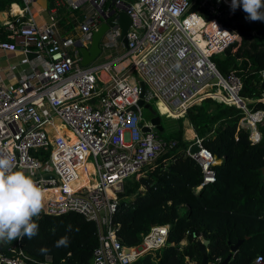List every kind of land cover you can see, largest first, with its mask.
Here are the masks:
<instances>
[{"label":"built area","instance_id":"obj_1","mask_svg":"<svg viewBox=\"0 0 264 264\" xmlns=\"http://www.w3.org/2000/svg\"><path fill=\"white\" fill-rule=\"evenodd\" d=\"M60 1L69 11H84L79 32L72 37L58 33L55 13L47 23L36 22L32 7L37 0H21V8L0 17L1 50L19 52L28 60L34 54L47 62L20 77L15 86L0 74V154L12 156L15 170L49 193L46 213H75L97 224L93 264H133L141 255L165 247L170 230L169 225L153 227L140 246L130 248L121 244V225L114 220L126 182L139 179L169 146L140 101L164 103L169 111L163 113L158 106L156 112L171 120L187 116L207 98L234 105L244 111L240 128L249 132L252 145H259L264 111L250 110L251 101L242 97V79L235 71L222 75L213 60L241 47L238 20L245 28L256 21L246 19L242 7L233 11L231 0ZM110 1L112 7L107 6ZM121 11L131 19L127 44L121 28L111 27L101 42V56L112 57L82 66L80 49L89 48L94 31ZM260 78L263 83L264 71ZM217 91L220 100L214 96ZM202 142L194 136L187 150L204 174L197 191L216 182L214 166L219 163ZM194 146L199 147L197 153L191 152ZM90 165L93 174L88 173ZM81 171L86 184L79 183ZM0 264L53 262L51 257L43 263L31 259L17 242L0 252ZM253 264H264L263 257Z\"/></svg>","mask_w":264,"mask_h":264},{"label":"trees","instance_id":"obj_2","mask_svg":"<svg viewBox=\"0 0 264 264\" xmlns=\"http://www.w3.org/2000/svg\"><path fill=\"white\" fill-rule=\"evenodd\" d=\"M13 4L23 6L21 0H0V12ZM254 27L255 23L238 27L244 43ZM232 50L214 57L218 70L222 75L235 71L243 82L242 97L251 101L248 108L264 111L260 78L264 41H256L248 49L241 46L235 53ZM243 117L244 111L234 105L212 98L203 100L178 120V131L163 138L169 146L147 173L126 182L114 217L121 225V244L138 247L153 227H170L167 245L141 255L133 264H202L201 242L210 263L217 264L218 259L224 262L229 256V264H253L258 257L264 259V124L259 125L262 142L252 145L249 132L239 126ZM184 122L219 162L214 166L216 182L200 191L196 188L204 174L187 155L194 143L185 140ZM34 222L38 224L35 237L0 243L3 250L19 242L37 262L51 257L53 264H93L99 245L96 223L75 213L52 216L44 209ZM65 236L68 246L57 247V241Z\"/></svg>","mask_w":264,"mask_h":264},{"label":"clouds","instance_id":"obj_3","mask_svg":"<svg viewBox=\"0 0 264 264\" xmlns=\"http://www.w3.org/2000/svg\"><path fill=\"white\" fill-rule=\"evenodd\" d=\"M241 7L246 19L264 21V0H231L233 11ZM43 199V190L36 181L15 170L12 156L0 154V243L24 237L32 239L38 234L34 218L43 210ZM56 246L67 247L68 237H62Z\"/></svg>","mask_w":264,"mask_h":264},{"label":"crops","instance_id":"obj_4","mask_svg":"<svg viewBox=\"0 0 264 264\" xmlns=\"http://www.w3.org/2000/svg\"><path fill=\"white\" fill-rule=\"evenodd\" d=\"M56 1L57 0H50V2H53L55 5V8L53 10H50V9L46 10L36 2L34 6L32 7V15L37 23L42 24V23H47L49 21V17L53 13H55L57 16L56 24H57L58 33L63 37H72L79 32V26L83 23V21L81 22L80 25L78 24L73 30L67 29L66 28L67 26L60 28V26H62L61 24L62 22L60 23L61 24L60 25L58 21H60L62 18L67 19L70 16H73L74 13L73 11H69L67 9V7L65 6L66 5L65 2L62 3L60 1L61 4H58V2ZM125 1L131 2V0H125ZM107 6L112 7L113 6L112 2L111 1L107 2ZM21 7H22L21 4L20 5L13 4L12 6L8 7L5 11L0 12V17L3 18L5 13H8V11H10L11 9L18 10V8H21ZM63 16H66V17H63ZM71 23L72 21L67 22L68 25H71ZM103 57H104L103 61H106V60H109L112 57V55L106 54V55H103ZM46 66H47V62L44 59L32 57L30 60H28L24 55H22L19 52H9V51L6 52L0 49V74L9 86L17 85L18 79L22 77L23 75L29 74L33 70V68L36 70H41ZM214 96L218 100L221 99L219 91H217ZM262 102H264V100ZM161 111L165 113L162 109ZM56 128L58 130L62 128L64 132L67 131L65 127L63 126L62 127L56 126ZM192 131L194 133V136H196L197 134L194 132L193 128H192Z\"/></svg>","mask_w":264,"mask_h":264},{"label":"water","instance_id":"obj_5","mask_svg":"<svg viewBox=\"0 0 264 264\" xmlns=\"http://www.w3.org/2000/svg\"><path fill=\"white\" fill-rule=\"evenodd\" d=\"M37 3L39 5H41L44 9L48 10H53L55 8V5L53 2H50V0H37ZM131 25V19L130 17L126 14V12H119L116 15L113 14V17L108 21V22H104L99 28L98 30L94 31L93 33V40L91 43V46L89 48H81L80 52H81V56H82V66H88L90 65L92 62H95L102 54V48H101V42L104 38V36L106 35V33L108 32V30L111 27L114 26H119L122 30V37L124 39L125 44H127V39L125 38L129 28ZM32 57H36V55L34 54H30L29 58L31 59ZM142 86V97L144 95L145 92V85L144 83H141ZM262 89L264 91V82L262 83ZM140 106L144 107L145 110L147 112H149L153 118L151 119V123L155 126V130H157L159 133L164 132V127L162 126V118L161 116H157V112L154 109V107L150 104H144V101L141 100L140 101ZM264 124V122H263ZM144 132H150V129L148 127H144L143 128ZM199 151V147L198 146H194L191 149L192 153H197ZM263 173H264V169H263ZM3 244L0 245V252L3 249ZM200 246V250L203 254V260H202V264H214V263H210L208 256L206 254V246L203 242L199 243ZM238 246L233 248V253L236 252ZM232 256H229L224 262L220 263V264H229L230 260H231Z\"/></svg>","mask_w":264,"mask_h":264},{"label":"rangeland","instance_id":"obj_6","mask_svg":"<svg viewBox=\"0 0 264 264\" xmlns=\"http://www.w3.org/2000/svg\"><path fill=\"white\" fill-rule=\"evenodd\" d=\"M74 15L73 16H70L69 18L67 19H64L62 18L59 22V24L61 23L62 26H60V28H63V27H66L67 29H71L73 30L78 24L80 25L81 22L84 20L85 18V15H84V11L83 10H77V11H73ZM67 16V15H66ZM66 16H63V17H66ZM68 21H72L71 25H68L67 22ZM60 24V25H61ZM243 26V23L241 20H238L236 22V26L240 27V26ZM244 27V26H243ZM63 30V29H62ZM61 30V31H62ZM256 41H264V21H256L255 22V27H254V31H253V34L250 38H248L247 42L244 43L242 41V44L241 46L244 48V49H248L250 47V45ZM104 59L103 56H100V58L98 59L99 61L98 62H102ZM216 59V58H215ZM214 60V59H213ZM152 105L154 107V109L156 111H158V106H160V109H162L164 112H167L169 111V109L166 107V105L162 102L158 103V101H153L152 102ZM158 115H160V113L158 112ZM145 116L150 119L151 117H148L149 115H147V112H145ZM162 126L164 127V132L160 133V136L162 138H167L171 132H174V131H178L180 129V123L178 122V120H171V119H168V118H165L162 116ZM183 126H184V137H185V140L187 141H193V137H194V133L192 131V128L190 126V124L188 122H184L183 123ZM62 128H60L59 130H61ZM69 135V134H68ZM70 136V135H69ZM149 169V166L144 170V174L142 176H144L146 173H147V170ZM88 173L89 174H93V169H92V166L90 165L89 166V170H88ZM140 176L139 179L142 177ZM94 176H91L90 179H92ZM84 178L86 179V174L84 172ZM132 178V177H131ZM134 178V177H133ZM136 179H138L136 177ZM132 180V179H131ZM81 181V177H80V180ZM87 182V181H86Z\"/></svg>","mask_w":264,"mask_h":264},{"label":"bare ground","instance_id":"obj_7","mask_svg":"<svg viewBox=\"0 0 264 264\" xmlns=\"http://www.w3.org/2000/svg\"><path fill=\"white\" fill-rule=\"evenodd\" d=\"M70 135V134H69ZM71 136V135H70ZM81 174V181H79V183H82V184H86L87 182V179L84 178V172L81 171L80 172ZM90 182L93 184V185H97V180L95 177H93L92 179H90ZM43 196H44V199H43V204L46 205V202L48 200H51V196L49 195V193H43Z\"/></svg>","mask_w":264,"mask_h":264},{"label":"flooded vegetation","instance_id":"obj_8","mask_svg":"<svg viewBox=\"0 0 264 264\" xmlns=\"http://www.w3.org/2000/svg\"><path fill=\"white\" fill-rule=\"evenodd\" d=\"M145 112H147V111H145ZM148 114L150 115V113H149V112H147V115H148ZM157 116H159V115H158V113H157ZM152 117H153V116H152Z\"/></svg>","mask_w":264,"mask_h":264}]
</instances>
